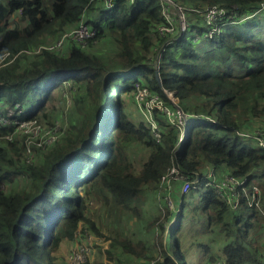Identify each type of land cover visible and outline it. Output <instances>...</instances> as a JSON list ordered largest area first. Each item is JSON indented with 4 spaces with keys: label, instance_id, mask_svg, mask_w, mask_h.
Wrapping results in <instances>:
<instances>
[{
    "label": "trees",
    "instance_id": "trees-1",
    "mask_svg": "<svg viewBox=\"0 0 264 264\" xmlns=\"http://www.w3.org/2000/svg\"><path fill=\"white\" fill-rule=\"evenodd\" d=\"M95 1H0V54L9 53L0 66V114L18 104L16 117L51 123L55 97L68 83L75 119L50 148L38 151L34 164L23 160L20 134L9 140L13 126L0 125V264H62V245L79 225L103 236L88 217L92 199L138 214L144 194L161 191V176L171 167L190 186L179 196L178 209L165 205L168 223L155 219L143 240L115 234L103 254L109 262L124 254L143 264H194L184 241L189 216L200 213L226 238L248 233L258 219L264 225V149L241 135L254 123L264 127V16L254 15L261 0H178L189 8L221 5L237 17L226 25L217 22V34L194 42L207 26L190 14L196 21L188 18L187 30L165 46L153 30L161 20L158 0H117L111 9H97V18L88 17ZM16 12L24 24L11 25ZM82 20L96 28L86 47L71 44L65 56L22 51L56 40ZM136 81L168 105L162 89L173 92L189 116L183 132L155 111L161 136L153 138L149 124L132 112ZM220 168L244 179V186L261 188L259 208L241 197L234 210L217 197L207 175ZM196 246L208 255L207 263L222 256L228 264H264L256 245L226 239L216 255L203 242Z\"/></svg>",
    "mask_w": 264,
    "mask_h": 264
},
{
    "label": "built area",
    "instance_id": "built-area-1",
    "mask_svg": "<svg viewBox=\"0 0 264 264\" xmlns=\"http://www.w3.org/2000/svg\"><path fill=\"white\" fill-rule=\"evenodd\" d=\"M105 8L111 9L114 7L117 0H98ZM128 4H132L135 0H124ZM160 5V16L161 20L153 28L155 35L159 39H164L163 46L168 41L184 33L188 28L189 15H199L200 20L207 26V30L201 34H195L193 41L198 42L200 36L212 37V35L219 32L217 22H221L222 25H226L235 21L237 17V11L234 9H226L221 5H211L205 8L187 7L180 3L178 0H158ZM194 13V14H193ZM256 16H264V0L259 2L258 8L254 12ZM244 19L240 18V20ZM96 33V28L91 27L80 21L76 27L70 29L61 34L52 43H39L30 49H24L27 53H36L41 50H49L61 52L64 43L70 42L71 44L79 45L80 47H86L87 40L92 38ZM155 51L156 48L152 47ZM160 51V47L158 52ZM9 53L3 52L0 54V66L4 64V61L8 58ZM155 69H158V63L154 65ZM165 91V90H163ZM165 93V92H164ZM166 95V94H165ZM172 105L166 104L160 96L151 91L148 86L136 81L134 83L133 98L136 105L141 110L146 122L151 128L153 138L156 141H160L161 127L154 118V112L158 111L167 122L171 125L176 126L183 132L186 126L189 116L177 107L176 98L171 94ZM176 100V99H175ZM18 104L13 107H9L5 114H0V125L1 126H13V132L7 134V138L12 140L13 134L18 133L22 137L23 144V160L27 164H34L36 154L38 151H45L50 148L60 137L64 131L58 122L44 123L41 125L38 123L36 118H18L16 117V109ZM241 135L250 138L257 148L264 149V127H257L251 132H242ZM171 179L181 182L180 191L181 194L186 193L189 188V181L186 176L182 174L176 167H171L169 171L161 176L162 184H168ZM244 179H239L233 175L227 174L224 178L218 181H211L210 185L214 189L217 197L230 208L237 210L240 205L241 197H244L247 205L255 208H259L260 201L262 198L261 188L251 183L244 186ZM0 188H3V184L0 183ZM166 205L169 209L175 208L177 205L173 203L171 197L166 198ZM178 209V206L176 207ZM174 209V211L176 210ZM173 210V209H171ZM77 237H81L78 243L71 248L67 253L64 264H83L89 260L91 245L94 242H101L99 237L91 235L87 231L78 233ZM150 264H154L151 262ZM207 264H228L226 259L222 256L216 257Z\"/></svg>",
    "mask_w": 264,
    "mask_h": 264
},
{
    "label": "rangeland",
    "instance_id": "rangeland-1",
    "mask_svg": "<svg viewBox=\"0 0 264 264\" xmlns=\"http://www.w3.org/2000/svg\"><path fill=\"white\" fill-rule=\"evenodd\" d=\"M96 6L102 7L98 3ZM256 18L259 19L261 18V16H257ZM192 34L193 33L190 32L189 30L187 31L185 37L188 39L189 36H191ZM161 42L162 41H160V43ZM160 43L158 42L153 44L152 47H155L156 50L154 52L150 50L152 59H154L155 56L159 54L158 50L160 47ZM203 45H204L203 42H199L195 46L200 48ZM64 85L65 84L61 85L60 87V95L55 97L53 114H52V117H57L59 119L60 121L59 124L61 125L63 130L66 124L75 121V119L73 118L71 94L66 91V87H64ZM163 92H165L166 97L169 100L170 104H173L171 100L172 98L171 94H173V92L167 90ZM175 99L174 101H177V98ZM178 103L179 102H177V107L179 108ZM132 107H134V109H132L133 113H135L136 110V114H138L139 117L141 116L144 117L143 114L141 115L140 112L141 110L145 111L144 109H139L137 106H132ZM37 121L41 125H45L43 123V120L37 118ZM254 124H258V123H254ZM245 142L252 147L254 146V143L251 141L250 138H247ZM17 179L20 184H21V180L26 182L23 178H17ZM180 184H181L180 181L177 180L173 181V179H171V181H169L168 184L166 183L162 184L163 189H161V191L159 192L151 191L145 193L144 204L142 205L141 209L139 210L140 213L138 214L132 212L131 210L123 211L117 205H116L117 207H114L110 203H108V200L104 203L92 199V204L88 206V217L93 221V224L98 229V231L103 234V236H100L101 242H94L91 245L89 261L91 263H101L100 260L105 262V258L103 254V244L104 243L106 244L108 242V239H112L116 235H121L123 233L125 235L130 236L132 239L138 238L140 240H143L151 236L152 228H150L149 225L152 222H156L155 219H158L159 221H162L165 224H167L169 215L164 216V213H166V210L168 209L166 207L167 206L166 198L171 197V199L174 200L173 203L178 204L176 195L181 193ZM7 189H9V186ZM176 190H178L179 193H176ZM176 207L171 209L174 210L176 209ZM171 209H168V211H172ZM196 214H194V216L192 217L189 216V223L186 224V229H185L186 235L184 237L185 239L184 241L187 249H190L195 254H197L198 252H195V250L198 251L199 247L197 248L196 243L203 242L204 244H207L210 247L211 252L216 255L219 253L221 244L224 242V240L227 239V240H232L234 243L248 244L252 247H255L256 245L258 247L260 254L264 258V234H263L264 225L263 222H261V219H258V221L255 222L254 226L250 228L248 233L244 234L243 231L241 230L239 233L237 234L232 233L226 238L225 235H223V231L220 226L214 224H208L207 221L202 218L200 213H196ZM76 231H78V233L81 234L83 233V231H87V229L85 228V226L79 225ZM181 236L183 237L182 234ZM80 238L81 237H77L75 233L73 239L70 242L65 241L63 243L61 249L62 264L65 263V258L67 253L71 250L72 247H74L78 243ZM199 249H201V247ZM205 258H208V255L202 257V259ZM135 261L136 260L134 259L130 260L128 258H120L119 261L112 260V262H108L107 264H134ZM151 262L154 263L153 260ZM193 263L200 264L199 262H193Z\"/></svg>",
    "mask_w": 264,
    "mask_h": 264
},
{
    "label": "crops",
    "instance_id": "crops-1",
    "mask_svg": "<svg viewBox=\"0 0 264 264\" xmlns=\"http://www.w3.org/2000/svg\"><path fill=\"white\" fill-rule=\"evenodd\" d=\"M0 1H3V0H0ZM97 3L100 5V6H102V7H97L96 5H97ZM101 8H105L104 6H103V4L100 2V1H95V5H94V7L92 8V10L89 12V16L88 17H93V18H97V16L98 15H96V11H97V9H101ZM105 9H107V8H105ZM191 19H192V22H195L196 21V19L194 18V16H192L191 17ZM10 22H11V25H22V24H24L25 23V21L24 20H21L20 18H19V12H16L13 16H12V18H11V20H10ZM54 41V39H52V38H47L46 40H45V43H52ZM70 48H71V43L70 42H66V43H64V45H63V48H62V50H61V52L60 53H58L59 55H61V56H65V55H67L68 54V52L70 51ZM65 85H64V87H66V88H68V90H69V93L71 94V92H74V88L73 87H71V86H69V84L68 83H64ZM63 85V84H62ZM71 87V88H70ZM68 90L66 89V91L68 92ZM63 94H64V92H63ZM70 101V100H69ZM133 101H134V98H133ZM135 102V101H134ZM133 106H137L136 105V103L133 105ZM138 107V106H137ZM7 108H8V106H7ZM139 108V107H138ZM132 109H134V107H132ZM135 112H136V110H135ZM141 112V111H140ZM52 114H53V112H52ZM52 114H51V116H50V121L49 122H58V123H60V121H59V119L57 118V117H52ZM141 115H142V112H141ZM140 115V116H141ZM141 118L143 119V120H145V118L144 117H142L141 116ZM164 119V118H163ZM146 121V120H145ZM147 123V122H146ZM67 125V124H66ZM257 127V124H254V125H251L250 127H248V128H246L247 129V131H243V132H251L253 129H255ZM227 173H228V171L226 170V169H223V168H220L219 170H217V171H214V173H208V175H207V178L210 180L209 182H208V184L210 185V183H211V181L213 180V181H218V180H221L222 178H224L226 175H227ZM176 193H179V191L178 190H176ZM180 195H182L181 193H179V194H177L176 196H177V203L179 202L178 201V198H179V196ZM175 196V197H176ZM92 204V203H91ZM177 205V204H176ZM173 211V210H172ZM263 234H264V232H263ZM128 236V235H127ZM106 239V238H105ZM109 240V239H108ZM108 243V242H107ZM106 243V244H107ZM199 243V242H198ZM105 243L103 244V247H105V245H106ZM198 248V247H197ZM196 248V249H197ZM201 249H199L198 248V251L197 250H195V252H198L197 254H195L193 251H191L190 249H187V251H188V257H189V259L192 261V263L193 262H199L200 264H206L207 263V260H208V258H205V259H202V257L203 256H201V251H200ZM212 255H215V254H213V253H211ZM219 254V253H218ZM207 255V254H206ZM119 256H120V258H128V259H134V260H136L135 261V263L134 264H143V263H145V261H143V260H141V259H136V258H133V257H130V256H127V255H124V254H119ZM201 256V257H200ZM105 258V257H104ZM100 262L101 263H103V264H107L109 261H107L106 260V258H105V262L104 261H102V260H100Z\"/></svg>",
    "mask_w": 264,
    "mask_h": 264
},
{
    "label": "clouds",
    "instance_id": "clouds-1",
    "mask_svg": "<svg viewBox=\"0 0 264 264\" xmlns=\"http://www.w3.org/2000/svg\"><path fill=\"white\" fill-rule=\"evenodd\" d=\"M108 9V8H107ZM159 53V52H158ZM158 69H155V71H157ZM162 90H165V89H162ZM165 94V93H164ZM8 109V108H7ZM174 211V210H173ZM87 231L89 232V233H91L92 235H94L93 233H92V231H90L89 229H87ZM76 233V232H75ZM95 237H99V236H96V235H94ZM100 238V237H99ZM101 239V238H100ZM89 259H90V257H89ZM86 263H88V264H92L89 260L86 262Z\"/></svg>",
    "mask_w": 264,
    "mask_h": 264
},
{
    "label": "water",
    "instance_id": "water-1",
    "mask_svg": "<svg viewBox=\"0 0 264 264\" xmlns=\"http://www.w3.org/2000/svg\"><path fill=\"white\" fill-rule=\"evenodd\" d=\"M155 76H156V79L159 80L158 72L157 71H155Z\"/></svg>",
    "mask_w": 264,
    "mask_h": 264
}]
</instances>
